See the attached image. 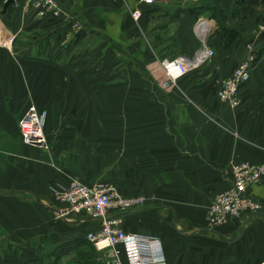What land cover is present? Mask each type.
<instances>
[{"label":"crops","instance_id":"1","mask_svg":"<svg viewBox=\"0 0 264 264\" xmlns=\"http://www.w3.org/2000/svg\"><path fill=\"white\" fill-rule=\"evenodd\" d=\"M196 1L58 0L61 13L40 18L25 0L4 12L0 0V39L7 34L9 44L0 43V264H27L60 249L61 264L101 263L103 251L86 238L98 222L55 214L53 186L73 180L143 197L120 225L156 237L166 264H264V176L247 188L260 202L256 212L214 227L205 218L229 186L230 164L264 162V6L206 0L224 7L221 21L190 14L186 7ZM199 17L211 24L208 36L228 22L238 38L223 47L221 33L208 37L213 56L163 89L155 67L194 55ZM64 34L75 36L68 52L92 37L99 43L69 61L55 58L60 47L48 57L35 44L27 53L19 48L29 35L58 44ZM241 62L249 63V78L231 106L216 91ZM42 81L61 86L60 101L43 102ZM30 100L45 112V151L19 137L17 121Z\"/></svg>","mask_w":264,"mask_h":264},{"label":"built area","instance_id":"2","mask_svg":"<svg viewBox=\"0 0 264 264\" xmlns=\"http://www.w3.org/2000/svg\"><path fill=\"white\" fill-rule=\"evenodd\" d=\"M5 1V0H4ZM28 9L33 8L37 17H45L48 13H56L58 0H25ZM145 4L154 0H140ZM136 21L140 17V10L136 7L131 13ZM209 23V22H208ZM206 19L197 18L194 32L199 39V47L192 57L179 54L173 58H163L155 67L156 75L163 89H167L176 79L196 68L199 64L211 58L214 50L208 46L207 37L211 29ZM250 66L248 62L239 63L217 88L216 94L220 100L231 106L237 103L236 91L241 82L249 78ZM23 112L18 123L19 137L22 143L38 148H48L47 138L43 127L44 112L30 104ZM231 180L229 186L216 194L206 211L208 225L220 226L230 218L244 213L256 212L260 206L258 199L247 192L251 184L261 181L264 176V162H235L229 166ZM54 198L60 202L55 208L59 218L71 215H84L98 222V228L90 231L86 236L92 241L96 250L103 251L108 258V264H123L119 257L118 246H121L126 264H166L161 243L156 237L130 233L122 229L121 214L143 204L141 196L126 197L113 184L96 182L90 185L77 180L66 186L52 188Z\"/></svg>","mask_w":264,"mask_h":264},{"label":"rangeland","instance_id":"3","mask_svg":"<svg viewBox=\"0 0 264 264\" xmlns=\"http://www.w3.org/2000/svg\"><path fill=\"white\" fill-rule=\"evenodd\" d=\"M196 2H198L200 4H203V5H206V7H207V9H205V11L201 12L200 16H203V17H206V18H216L217 20H221V21L225 20L227 14L225 13L224 7H220V6L219 7H213L211 3H206V0H197ZM233 9L235 10V8H233ZM56 10H57L56 13H54V12L53 13H48L46 16L47 17H53V16L55 17V16H57L58 14L61 13V12H59L60 8L58 6H57ZM40 16H42V15H40ZM40 18H43V17H40ZM225 25L228 26L229 23L225 22ZM73 26H74V24H73ZM218 26H219V24H216V28L212 31V33H210V36H208L209 38H212V37H214L217 34ZM75 33H76V31H75ZM75 33H74V35H76ZM6 35H4L3 39H0V43L1 44H2V41H5V43L8 44V42L6 40L7 39ZM74 37L72 38V35L66 36V34H64V37L62 38V40H60L58 44H55V40L53 41L52 39H50L48 37L45 38V39L42 38V40H40V39H36V37L34 35H29L26 38V41H25L27 44H22L19 48L23 49V51L27 53V52L31 51L30 50V45L35 44L34 46L36 47V50H37V48H39L38 52H37L38 55L40 57L41 56L42 57H48V56L51 55L50 52H52V49L54 47H56V48L60 47V49L56 51L57 52L56 56L54 55L55 58L57 60H59V61H63V60L69 61L71 58L74 59L77 56L78 50H85L86 48L87 49H92L95 45H97V43H99L97 39L95 40L92 37V38H90V40H87V41L85 40L86 42L85 41L84 42L83 41L82 42H76L75 45L72 47V49L69 50L70 52H68L65 49L69 46V43L74 39ZM67 38H72V39L69 41V39L67 40ZM7 46H9V44ZM52 85H54V86H52ZM172 85H173V83H172ZM52 87L55 89V91L58 90V92H56V95H54V96H51V94H48L49 91L51 92ZM39 90L41 91V95L43 96L42 97L43 102L46 103V104H50V105L54 104L57 101H60V98L62 96L61 93H60L61 92V86L58 85V83L43 82V81L39 82ZM30 104L35 105L30 100L29 104L27 105V107ZM35 108H36V105H35ZM57 109H58V107H56L55 112L57 111ZM42 112H44V110ZM44 115H45V112H44ZM50 143H51L50 139L47 138L48 148L51 146ZM41 150L45 151V150H48V149L46 148V149H41ZM105 183H107V182H105ZM86 238L90 241V239L87 236H86ZM90 242L92 244V241H90ZM93 246H94V244H93ZM102 254H103V257H102L103 259H101V263L100 262L99 263L100 264H108L107 263L108 262L107 256L104 255V253H102ZM107 255H108V253H107Z\"/></svg>","mask_w":264,"mask_h":264},{"label":"trees","instance_id":"4","mask_svg":"<svg viewBox=\"0 0 264 264\" xmlns=\"http://www.w3.org/2000/svg\"><path fill=\"white\" fill-rule=\"evenodd\" d=\"M249 3L253 5L259 6L260 4L264 6V0H247ZM187 11L191 14H196L200 16L201 12L205 11L207 9L206 5L200 4L198 2H194L192 4L187 5L186 7ZM217 34L221 33L222 37V46L223 47H231L235 41L238 38V33L235 31L234 27L232 28L231 26H227L225 24H220L217 30ZM261 73L264 75V60L261 63ZM60 253L61 250L55 251L51 254H46L45 256H40L36 260H32L27 264H61L58 259H60Z\"/></svg>","mask_w":264,"mask_h":264},{"label":"water","instance_id":"5","mask_svg":"<svg viewBox=\"0 0 264 264\" xmlns=\"http://www.w3.org/2000/svg\"><path fill=\"white\" fill-rule=\"evenodd\" d=\"M11 2L13 3L14 0H6L3 4V12L6 10L7 6H9L11 4Z\"/></svg>","mask_w":264,"mask_h":264},{"label":"bare ground","instance_id":"6","mask_svg":"<svg viewBox=\"0 0 264 264\" xmlns=\"http://www.w3.org/2000/svg\"><path fill=\"white\" fill-rule=\"evenodd\" d=\"M43 132H44V130H43ZM45 134V133H44ZM230 180H231V177H230ZM53 195V194H52ZM54 197V196H53ZM56 200V199H55ZM57 201V200H56ZM91 231H93V230H91ZM165 262H166V259H165Z\"/></svg>","mask_w":264,"mask_h":264}]
</instances>
